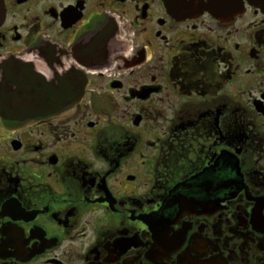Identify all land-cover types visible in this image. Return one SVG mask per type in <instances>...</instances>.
<instances>
[{
  "label": "flooded vegetation",
  "instance_id": "flooded-vegetation-1",
  "mask_svg": "<svg viewBox=\"0 0 264 264\" xmlns=\"http://www.w3.org/2000/svg\"><path fill=\"white\" fill-rule=\"evenodd\" d=\"M0 264H264V0H1Z\"/></svg>",
  "mask_w": 264,
  "mask_h": 264
},
{
  "label": "water",
  "instance_id": "water-1",
  "mask_svg": "<svg viewBox=\"0 0 264 264\" xmlns=\"http://www.w3.org/2000/svg\"><path fill=\"white\" fill-rule=\"evenodd\" d=\"M3 18V10H2V4H1V0H0V21Z\"/></svg>",
  "mask_w": 264,
  "mask_h": 264
}]
</instances>
